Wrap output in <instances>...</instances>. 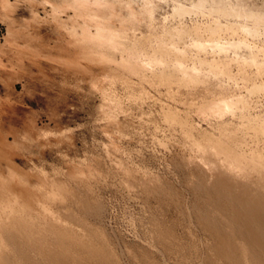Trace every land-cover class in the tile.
<instances>
[{
    "label": "rangeland",
    "instance_id": "1",
    "mask_svg": "<svg viewBox=\"0 0 264 264\" xmlns=\"http://www.w3.org/2000/svg\"><path fill=\"white\" fill-rule=\"evenodd\" d=\"M197 1L0 0V264H264V230L252 242L242 215L264 202V135L247 126L264 119V91L248 92L264 82V23L255 37L222 32L221 43L249 47L220 53L207 31L221 20L215 0ZM226 1L264 10V0ZM163 42L179 46L171 65L186 49V70L198 57L227 60L234 77L204 69L190 83L155 62ZM250 50L255 63L244 61ZM222 92L248 108L222 120L200 110ZM235 155L250 175L228 174ZM41 205L70 223L66 244L29 219L24 231L12 224Z\"/></svg>",
    "mask_w": 264,
    "mask_h": 264
},
{
    "label": "bare ground",
    "instance_id": "2",
    "mask_svg": "<svg viewBox=\"0 0 264 264\" xmlns=\"http://www.w3.org/2000/svg\"><path fill=\"white\" fill-rule=\"evenodd\" d=\"M241 2L243 3V1H240L235 6L231 5L226 0H215V2L212 3V6H211L212 12H215V14L216 13L219 14V16L221 17V20L218 21L217 23H215L214 26H211V27L207 28V31L210 34V40L215 42V50H219L220 53H227L228 51L230 52L232 50L236 52V51H238V50H240L242 48L247 49V46H248L247 45L248 43H246V40L244 38H239L238 41H234L233 40V41L224 42V44L221 43V40H223L222 39L223 37L221 35H222V32H224V31H230L233 34L238 33L237 31H240L244 35H250V36H254V37L258 36L260 34L259 33V28L264 23V10L263 9L260 10V11H255L253 9L248 10L247 8L244 7V5ZM208 3H209V0H199V1H197V4H196L197 6H195V7L202 9L203 7H206L208 5ZM189 11H190V9L185 8L182 5H178L177 8H176V12L179 15L186 14ZM222 19L227 20V21L225 23H223ZM249 21L253 22V26L252 27L248 26L247 23ZM194 31H196V35H197V38L194 40V45L196 46L195 48H197L200 51L204 52L207 49V47H208L207 43H205L206 40H204L203 36H201V30L199 28H196V30H194ZM187 32L188 31H186L184 29H181V30L177 29V30H174V31H169L170 34L177 35L179 37L183 36ZM179 37H177V38L179 39ZM170 40H172V39H170ZM163 43L160 44V47H159V50H158V53L160 54V56L159 57H157V56L153 57V58H155L154 59L155 62H158V64L163 66L164 70L166 68H172L174 72L179 71V73H181L184 76V79H187V81L190 82V83H195V82L198 83V81L202 82V81H200L202 79H204V81H205L204 74H206V73H204V74H203V72L201 73V71L202 70L204 71V69H207V71L209 70L208 72L212 73V75L213 74L217 75L218 77L219 76L222 77L223 75L225 77L229 76L230 78L234 77L232 71L230 70L229 62L227 60H224L222 64H219V62L216 61V60L208 61L207 59H202V58L198 57L197 60H196L197 63H195L193 65L194 67L192 66L193 69L189 70L187 68V70H188L187 71L186 67L184 66V63H183L184 62V57H185V55H183V54L186 53V49H181L180 50V48H179V50H177V51H180V55L182 54V56L181 57H177L176 60H174L176 63L173 62L175 64L172 63L173 65H171V63L168 61L169 60L168 59V55L170 54V51L172 49H173V51L176 49V47H177L176 45L177 44L176 45L174 44L172 47H169L168 45H166L165 43H164L165 44L164 45ZM191 47H193V46H191ZM211 49L214 50V46ZM247 53H248V55H247V57H246V59L244 61L248 62V63H255L257 61V54H256L257 52H254V51L250 50ZM157 60H159V61H157ZM240 69H241V67H240ZM243 78L245 80H250V81L252 80V78L250 76L246 75V74L243 75ZM164 80L168 81V79H166V78ZM263 91H264V82L258 83L257 81H254L252 87L250 88V90L248 92H249L250 96L251 95L253 96V94H256V93H259V92H263ZM205 94H203V95H205ZM213 99H212L213 101L209 100L210 102H207V103H204V104H200V105H202L200 107V110L202 112H205L206 114H212V115H216V116L219 115V117H220L219 119L220 120H222L221 118H223V116L229 115L231 113H235L239 109L245 110L246 108H248V105H249V102H250V100L248 101V98L246 99V96H242V95L241 96H237V95L236 96H229V95H227V94H225L223 92L220 93V96H218V98H213ZM203 102H206V101H203ZM243 125L246 126V124H244V123H243ZM247 126L252 128V129H255L260 134L264 135V119H262V118L260 119V117L250 119ZM242 140H244V139H242ZM245 143H243V144H245ZM240 146H241V144H240ZM214 154H216V153L214 152ZM244 156L235 155V158H232L230 156L225 158V162L222 163V165H225V168L229 171L228 174H232L233 173V175L235 174L236 176L237 175H240V177L243 176L242 172L247 167L246 166L244 168L245 163L243 164V162H244L243 160L245 159V162H246V159H247ZM242 157H244V158H242ZM8 162H10V161H8ZM10 163H9V167L8 168L13 166L12 164L10 165ZM206 163L208 164V162H206ZM213 163H214V161H213ZM214 167H215V165H214ZM219 167H220V165H219ZM220 169H221V167H220ZM245 172H247V174H248V170H245ZM263 172H264V170H263ZM241 173H242V176H241ZM228 174H227V176H229ZM247 174H246L247 178L243 177V178H245V180L248 179V177H249L248 175H250V173L248 175ZM227 176L225 177V179H229V178H227ZM232 177L233 176H231V180H232ZM235 177H234V179H235ZM243 178H241V179L239 178L240 181H242ZM10 182L13 183V181H11V180H10ZM243 182L244 181H242L241 183H243ZM12 183L11 184L7 183L6 185H4L5 186L4 189L7 190V191H10V193H11V190H13L12 193H14V191H16L15 193H17V191H18V189L20 187L17 188L16 185H18V184H16L15 185L16 188H14ZM226 183H227V181H226ZM22 185L23 184H21V186ZM227 185H229V184H227ZM0 187H1V185H0ZM21 188L23 189V187H21ZM24 188H25V190L28 193L29 191L27 190L26 186ZM21 190H19L18 192H20ZM1 191H2V188H1ZM22 191L20 192L21 194L18 193L19 194L18 196L20 197V195H22L21 197L23 198V194H22L23 192ZM26 191H24V195L26 194L25 193ZM28 194L30 195L32 193H28ZM28 194H26L25 196H28ZM253 194L254 193H252V195ZM25 196H24V198H25ZM30 196L32 197V195H30ZM254 196L253 197L255 199L257 197V195H254ZM28 197H26V199ZM262 198H264V197H262ZM30 199L31 198H29V200ZM13 201H15V200H13ZM27 201H25L26 203L24 202V204H27L28 203ZM28 204L26 205V207L30 205V204L29 205ZM235 211H236V209H235ZM263 211H264V202L257 200L256 202H252L250 204V210L249 211H245V212L242 213V215H244V217H245V218L243 217V220H244L243 225H245L243 227V229L249 228L251 231H253L255 233V234L252 233L253 236H252L251 241L254 242L257 245H260V244L263 243L262 237H260L259 234L255 230V227L264 230V212ZM19 212H20V214L22 213L21 216L18 217V218H14L13 221H12L13 222L12 224H14L16 226V228H19L20 230H23V231L26 230V226L28 225V219H29L30 222L32 223L33 227H35V226L41 227L42 226V229L50 231V233H52L53 236H55V238H54L55 241H57V242H59L61 244H66V242H68V240H69V235H74L73 232L70 231V229H72L71 226L69 225L70 223L67 222V220L64 219L61 215L57 216L56 212L53 211V213H52V211L47 207V205H44V206L41 205V211H38L37 209L32 208V209L27 210V211L17 210V213H19ZM6 213L8 214L6 219L9 220V218H11L14 215L15 210L12 207H10V209H8L6 211ZM237 213H239V212H237ZM255 219L257 220V223H255L256 224L255 226H252L253 223H254L253 221ZM40 221L43 222V224H41ZM9 237L10 238H6V237H4V238L6 239V242H7L8 245H13V238L15 236L13 234H11V235H9ZM244 244L246 245V243H244ZM248 244L249 243L247 242V246H248Z\"/></svg>",
    "mask_w": 264,
    "mask_h": 264
}]
</instances>
